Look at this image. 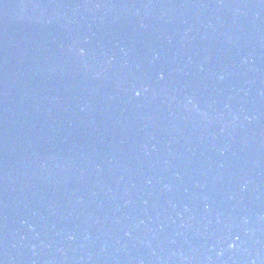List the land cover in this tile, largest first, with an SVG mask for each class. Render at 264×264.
<instances>
[{
    "label": "water",
    "instance_id": "95a60500",
    "mask_svg": "<svg viewBox=\"0 0 264 264\" xmlns=\"http://www.w3.org/2000/svg\"><path fill=\"white\" fill-rule=\"evenodd\" d=\"M0 264H264V0H0Z\"/></svg>",
    "mask_w": 264,
    "mask_h": 264
}]
</instances>
